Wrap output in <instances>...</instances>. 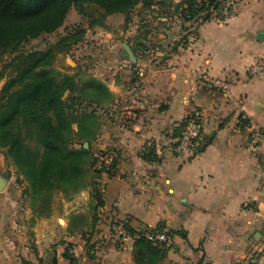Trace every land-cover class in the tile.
Returning <instances> with one entry per match:
<instances>
[{"label":"crops","instance_id":"1","mask_svg":"<svg viewBox=\"0 0 264 264\" xmlns=\"http://www.w3.org/2000/svg\"><path fill=\"white\" fill-rule=\"evenodd\" d=\"M195 25L152 50L130 42L136 62L124 42L104 40L98 49L92 74L111 98L97 107L92 148L115 157L114 173L97 178L100 203L89 184L70 196L56 191L50 212L37 216L23 195L26 180L3 150L10 172L0 190V264H70L69 244L75 264H136L134 238L120 229L161 222L179 234L160 264L264 258V76L248 71L264 58V0H242L226 20ZM200 73L231 84L195 88ZM192 105L202 111L206 141L190 156L177 140Z\"/></svg>","mask_w":264,"mask_h":264},{"label":"trees","instance_id":"2","mask_svg":"<svg viewBox=\"0 0 264 264\" xmlns=\"http://www.w3.org/2000/svg\"><path fill=\"white\" fill-rule=\"evenodd\" d=\"M89 3L104 10L89 27L114 13L126 14L128 23L130 13L142 4L165 17L172 15L164 11L166 5L174 7L182 30H188L187 22L202 24L234 15L238 0H0V62L5 54H15L4 65L11 73L0 90V148L26 180L23 195L37 216L50 212L56 191L70 196L90 184L97 201L102 199L97 178L106 169L97 164L92 142L101 124L97 107L111 98V92L93 74L81 76L80 71L67 73L54 67L58 54L82 40L87 28L80 25L46 49L25 47L29 40L61 27L71 7L81 9ZM154 4L158 8H152ZM137 46L148 50L143 43ZM243 123H247L244 118ZM148 153L144 157L150 159L153 152ZM114 166L115 160L109 173H114ZM123 227L134 238L136 264H160L172 247L173 236L179 234L162 222L154 227L136 228L128 223ZM148 232H165L168 240L155 242ZM64 257L70 264L77 262L72 244ZM256 259L253 253L248 263L237 264H256Z\"/></svg>","mask_w":264,"mask_h":264},{"label":"rangeland","instance_id":"3","mask_svg":"<svg viewBox=\"0 0 264 264\" xmlns=\"http://www.w3.org/2000/svg\"><path fill=\"white\" fill-rule=\"evenodd\" d=\"M179 1L181 0H175V2ZM241 2L242 0H238V3L235 5L236 12ZM152 8H158V5L154 4ZM165 10H169L172 15L168 17L160 16L154 9L143 7V5L140 4L130 13V21L128 23L125 21L126 14L114 13L103 18L101 21L102 23L89 27L93 20L101 18L104 10L95 3L85 4L81 9L71 7L61 27L52 33L44 34L43 36L29 40L26 42L25 47L27 49H46L51 44L55 43L61 36L73 32L81 25L87 28L83 39L78 42L73 41L67 51L60 52L54 63V67L67 73H76L80 71L81 76H85L86 74L94 73L95 70H91V67L92 64H95L97 58H99L97 51L98 49H102V42L104 40H112L119 45L121 42H131L134 44L143 43L152 50L151 48L154 47V45L159 46L162 42L167 41L168 34H171L170 32L182 29L181 20L178 14L175 13L174 7L166 5L164 11ZM228 17H226L225 20ZM198 23V21H191L187 22L186 26L190 28V26H196L195 24ZM187 35L188 33L184 34V38ZM184 38H182V40ZM146 54L153 55L150 51ZM14 55L15 54H5L0 62V90L11 73V69L9 68L4 70V65L11 61ZM68 93L69 92H66V96ZM73 126L76 129L77 125L74 124ZM3 150L4 149L0 148V156L3 155ZM0 170L4 176L9 175V168L3 160H0ZM5 189L6 186L2 191ZM89 234H91V227L88 228V231H84L83 236H85V239L91 236ZM88 245L87 243V249Z\"/></svg>","mask_w":264,"mask_h":264},{"label":"built area","instance_id":"4","mask_svg":"<svg viewBox=\"0 0 264 264\" xmlns=\"http://www.w3.org/2000/svg\"><path fill=\"white\" fill-rule=\"evenodd\" d=\"M248 71L251 77L264 76V58L255 60L249 67ZM199 84H205L214 88L228 89L231 82L226 78L212 77L207 73H200L197 76L195 88H197ZM192 98L194 99V96ZM262 132L264 135V129ZM205 141L206 133L202 111L196 105H192L191 108L188 110V113L184 120L183 129L181 131L180 136L178 137L177 148L178 150L190 156H193L198 154L202 150ZM95 156L98 160L97 164L99 166H104L107 172L113 170L115 158L113 153L99 150L95 153ZM114 228L119 229L118 227ZM120 231L123 235H128L123 229H120ZM147 236L155 242H162L168 240V236L165 232H160L157 234L148 232ZM255 263L263 264L264 258L257 257Z\"/></svg>","mask_w":264,"mask_h":264},{"label":"water","instance_id":"5","mask_svg":"<svg viewBox=\"0 0 264 264\" xmlns=\"http://www.w3.org/2000/svg\"><path fill=\"white\" fill-rule=\"evenodd\" d=\"M123 47H124V55L129 57L134 62H136L137 57L131 45L128 42H124ZM85 146L88 147L89 143L85 142ZM7 181H8L7 177L4 176L0 170V190H3L5 188Z\"/></svg>","mask_w":264,"mask_h":264},{"label":"bare ground","instance_id":"6","mask_svg":"<svg viewBox=\"0 0 264 264\" xmlns=\"http://www.w3.org/2000/svg\"><path fill=\"white\" fill-rule=\"evenodd\" d=\"M63 220V219H62Z\"/></svg>","mask_w":264,"mask_h":264}]
</instances>
